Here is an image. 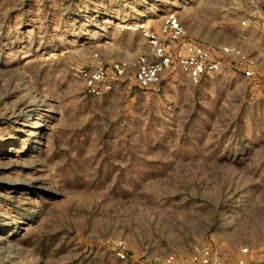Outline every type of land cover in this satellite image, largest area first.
Wrapping results in <instances>:
<instances>
[{"label": "rangeland", "instance_id": "374dc122", "mask_svg": "<svg viewBox=\"0 0 264 264\" xmlns=\"http://www.w3.org/2000/svg\"><path fill=\"white\" fill-rule=\"evenodd\" d=\"M249 0H0V264H157L195 242L264 261V30ZM175 12L204 43L257 58L189 80L167 71L89 95L93 54L149 51ZM122 239L118 259L111 240Z\"/></svg>", "mask_w": 264, "mask_h": 264}, {"label": "built area", "instance_id": "2783aa9c", "mask_svg": "<svg viewBox=\"0 0 264 264\" xmlns=\"http://www.w3.org/2000/svg\"><path fill=\"white\" fill-rule=\"evenodd\" d=\"M241 24L264 30V0H249ZM129 27L140 30L149 51L116 58L109 66L102 57L93 54L90 61L79 67V75L89 95L100 97L115 86L130 81L142 88L154 87L173 68L193 82L221 73L227 63L239 66L246 78H256L260 73L256 57L234 43H204L192 37L175 12L165 14L157 28L146 22ZM111 243L115 256L126 260V242L113 239ZM153 261L157 264H264L254 258L248 246H241L232 254L204 242H195L186 254L171 252L154 256Z\"/></svg>", "mask_w": 264, "mask_h": 264}]
</instances>
